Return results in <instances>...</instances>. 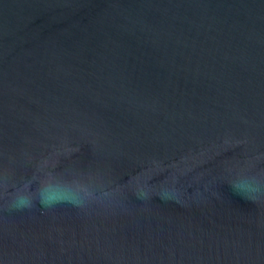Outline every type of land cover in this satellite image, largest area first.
<instances>
[{
    "label": "water",
    "instance_id": "1",
    "mask_svg": "<svg viewBox=\"0 0 264 264\" xmlns=\"http://www.w3.org/2000/svg\"><path fill=\"white\" fill-rule=\"evenodd\" d=\"M0 264H264V0H0Z\"/></svg>",
    "mask_w": 264,
    "mask_h": 264
}]
</instances>
